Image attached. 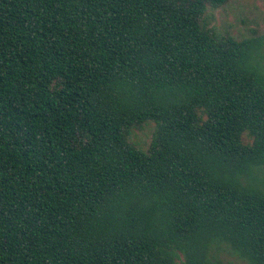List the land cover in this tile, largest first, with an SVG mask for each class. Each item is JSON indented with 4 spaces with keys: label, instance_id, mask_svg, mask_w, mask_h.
<instances>
[{
    "label": "trees",
    "instance_id": "obj_1",
    "mask_svg": "<svg viewBox=\"0 0 264 264\" xmlns=\"http://www.w3.org/2000/svg\"><path fill=\"white\" fill-rule=\"evenodd\" d=\"M236 1L0 0V264H264V25H216Z\"/></svg>",
    "mask_w": 264,
    "mask_h": 264
},
{
    "label": "rangeland",
    "instance_id": "obj_2",
    "mask_svg": "<svg viewBox=\"0 0 264 264\" xmlns=\"http://www.w3.org/2000/svg\"><path fill=\"white\" fill-rule=\"evenodd\" d=\"M215 17L216 25H230L234 33H241L250 36V33L245 28L243 21H254L256 19L261 26L264 25V6L260 0H237L229 5L226 10L216 12ZM250 26L254 28V23ZM137 134L140 140L148 142L150 137V128H148L144 133L137 132ZM221 258L229 264H247L226 250L221 251Z\"/></svg>",
    "mask_w": 264,
    "mask_h": 264
}]
</instances>
